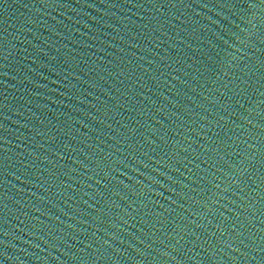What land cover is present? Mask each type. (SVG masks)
Instances as JSON below:
<instances>
[{"label": "water", "instance_id": "water-1", "mask_svg": "<svg viewBox=\"0 0 264 264\" xmlns=\"http://www.w3.org/2000/svg\"><path fill=\"white\" fill-rule=\"evenodd\" d=\"M0 264H264V0H0Z\"/></svg>", "mask_w": 264, "mask_h": 264}]
</instances>
